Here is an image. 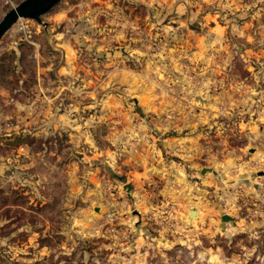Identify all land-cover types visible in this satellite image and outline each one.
Returning <instances> with one entry per match:
<instances>
[{
	"label": "rangeland",
	"instance_id": "1",
	"mask_svg": "<svg viewBox=\"0 0 264 264\" xmlns=\"http://www.w3.org/2000/svg\"><path fill=\"white\" fill-rule=\"evenodd\" d=\"M0 264H264V0L18 17L0 38Z\"/></svg>",
	"mask_w": 264,
	"mask_h": 264
},
{
	"label": "water",
	"instance_id": "2",
	"mask_svg": "<svg viewBox=\"0 0 264 264\" xmlns=\"http://www.w3.org/2000/svg\"><path fill=\"white\" fill-rule=\"evenodd\" d=\"M60 0H23L14 8L8 10L0 20V38L6 29L21 16L34 18L39 21L40 16L49 11ZM129 189V185H126ZM194 211H191V215ZM222 221H229L231 217L227 214L222 215Z\"/></svg>",
	"mask_w": 264,
	"mask_h": 264
}]
</instances>
